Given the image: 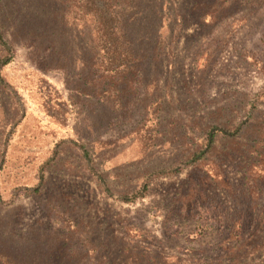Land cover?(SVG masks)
<instances>
[{
	"label": "rangeland",
	"instance_id": "1",
	"mask_svg": "<svg viewBox=\"0 0 264 264\" xmlns=\"http://www.w3.org/2000/svg\"><path fill=\"white\" fill-rule=\"evenodd\" d=\"M1 33L0 264H264V0H0Z\"/></svg>",
	"mask_w": 264,
	"mask_h": 264
},
{
	"label": "trees",
	"instance_id": "2",
	"mask_svg": "<svg viewBox=\"0 0 264 264\" xmlns=\"http://www.w3.org/2000/svg\"><path fill=\"white\" fill-rule=\"evenodd\" d=\"M111 27V26H110ZM114 32L110 33L109 39L113 40V44L111 43V47H107L105 50L106 54L108 55L109 65L106 67L105 71V77L113 78L115 76H119L120 78L127 73L129 66L127 59L131 58L132 60H137V56L135 55L133 49L130 48H122V44H120L121 39H123V35L118 31L115 32L118 27H111ZM107 29L104 28L103 36L106 34ZM1 43L3 45H6V41L2 37L1 33ZM110 44V41H108L107 45ZM9 62V59L4 60L2 63L7 64ZM104 77V76H103ZM4 258L6 262H10L13 264H30L29 261L23 262V261H17L18 259L14 257H10L7 255H2L1 253V259Z\"/></svg>",
	"mask_w": 264,
	"mask_h": 264
}]
</instances>
